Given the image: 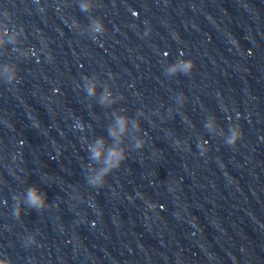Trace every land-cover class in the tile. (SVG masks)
Instances as JSON below:
<instances>
[{"label":"water","instance_id":"water-1","mask_svg":"<svg viewBox=\"0 0 264 264\" xmlns=\"http://www.w3.org/2000/svg\"><path fill=\"white\" fill-rule=\"evenodd\" d=\"M0 262L264 264V0H0Z\"/></svg>","mask_w":264,"mask_h":264},{"label":"clouds","instance_id":"clouds-1","mask_svg":"<svg viewBox=\"0 0 264 264\" xmlns=\"http://www.w3.org/2000/svg\"><path fill=\"white\" fill-rule=\"evenodd\" d=\"M84 7L86 8L87 6ZM96 31L97 32L103 31V26L97 23ZM194 67H195V61L192 59H189L183 63V68L186 71H191L192 69H194ZM92 94H94V89L90 88L89 95ZM105 99H107V97H105ZM117 123L119 125V131L123 133L126 128V120L124 118H120L118 119ZM111 134L113 136H116V132H112ZM242 136H243L242 130L234 132L232 137L229 138L228 143L234 145L239 139L242 138ZM97 144L98 146L102 145V141H98ZM142 146H143L142 142L137 144V147H142ZM93 152L97 158H99V156L101 155V152L98 149H93ZM124 159H126V157L122 150L116 149L109 151L108 159H107L108 167L103 169L100 175L97 176L96 180L93 181L92 183L95 184L97 182H100L101 185H103V183L105 182L104 177L109 175L113 170L118 169L121 166ZM28 202H29V206L31 207L42 208L45 205L44 194L40 193L39 190L36 189L35 187H32L28 191ZM0 264H4V262H0Z\"/></svg>","mask_w":264,"mask_h":264}]
</instances>
